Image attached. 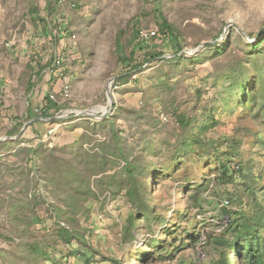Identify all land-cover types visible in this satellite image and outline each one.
I'll return each mask as SVG.
<instances>
[{
  "label": "rangeland",
  "instance_id": "1",
  "mask_svg": "<svg viewBox=\"0 0 264 264\" xmlns=\"http://www.w3.org/2000/svg\"><path fill=\"white\" fill-rule=\"evenodd\" d=\"M58 2L0 0V264L217 259L213 238L254 197L264 205V0ZM157 5L179 40L159 31ZM60 76L71 97L39 119ZM126 159L149 215L125 195ZM62 226L80 240L64 243Z\"/></svg>",
  "mask_w": 264,
  "mask_h": 264
},
{
  "label": "trees",
  "instance_id": "2",
  "mask_svg": "<svg viewBox=\"0 0 264 264\" xmlns=\"http://www.w3.org/2000/svg\"><path fill=\"white\" fill-rule=\"evenodd\" d=\"M153 1L157 4L160 2V0ZM153 16L154 21L159 28V31H161L163 35H167L170 38L179 40L177 30L165 18L159 5L154 8ZM39 23L42 24V30L49 34L50 31L48 28V24L45 23L43 19H38L36 22H34V26L36 27ZM262 42L263 41L255 45L253 50H257ZM205 47L209 48L211 47V45H206ZM181 49V46H179L177 48V52L181 51ZM219 50L220 49H218V51ZM161 55V53L148 54L147 58L144 59V61L148 63L159 58ZM132 58L133 55H131L127 59V61L129 62ZM144 61L142 63L134 65L132 68H140L143 65ZM46 65H41V63L38 61L36 63V66L38 67L36 71L34 70L35 74H40V72H42V69ZM129 75L130 72L124 73L119 76L118 79H126L129 77ZM32 88L33 85L29 84L27 90L31 91ZM43 100L44 111L41 113L39 119H52L53 115L49 114V112L51 110L57 109V105L49 100L48 95L45 96ZM30 119L33 118L31 117ZM178 121L179 124H181L183 127L187 126L188 120L184 119V117H180ZM19 130L20 127H16L14 129L13 135H16ZM120 152V155L123 156L122 150ZM125 166H127L126 174L128 179V185L125 195L128 201L138 211V213H140L141 215H149L151 213L150 209L145 203V200L139 190L142 186V183L136 176L137 166L133 165L132 162H130L128 159L125 160ZM222 169L225 170L226 167L222 166ZM130 224V227L127 228L128 230L129 228L131 229L133 227V222H130ZM58 234L66 244H70L73 240H80L79 234L67 226H62L60 228V231H58ZM212 243L218 252V257L217 259H212L208 264H230L229 255L231 253L235 254L237 264H242L244 260L249 261L252 264H264V205H262L260 201H258L254 197L250 202L249 212L242 213L236 216L233 220H230L226 228L219 235L213 238ZM38 250L39 247L37 245H34V251L36 252ZM111 262L113 264H116L115 260H112ZM84 264H90L89 259H86L84 261Z\"/></svg>",
  "mask_w": 264,
  "mask_h": 264
},
{
  "label": "built area",
  "instance_id": "3",
  "mask_svg": "<svg viewBox=\"0 0 264 264\" xmlns=\"http://www.w3.org/2000/svg\"><path fill=\"white\" fill-rule=\"evenodd\" d=\"M58 3H59V6L62 7L64 5V0H59ZM74 6H75V4L72 5V7H74ZM47 24H48V28H49V31H50V34L52 35V37L53 36L56 37L55 33L53 32V28L50 27L49 23H47ZM60 28H61V25H60L59 29ZM154 35H155V32L141 33L142 39H146L149 37L152 38ZM62 63H63L62 55L60 53L55 52L52 55V60H51V63L48 67L50 72L55 73V71L61 67ZM58 84H59L58 94L57 95H53V94L48 95L49 100L53 103H59V100H61L62 102H65V101L69 100L71 97V90H70L68 78L60 76L59 80H58ZM58 96L60 99H58ZM53 132H54V130L51 129L47 132V134L51 135V134H53ZM227 203H228L227 201L224 202V204H227Z\"/></svg>",
  "mask_w": 264,
  "mask_h": 264
},
{
  "label": "water",
  "instance_id": "4",
  "mask_svg": "<svg viewBox=\"0 0 264 264\" xmlns=\"http://www.w3.org/2000/svg\"><path fill=\"white\" fill-rule=\"evenodd\" d=\"M205 46V43H203V44H201L196 50H194V51H191L192 53H198L199 52V50L201 49V48H203ZM107 98H108V103L110 102V109H112V96L110 95V93H109V91L107 92ZM78 115H86V116H90V117H93V118H96V119H100V117H103V116H98V115H95V114H89L88 112H81V113H79ZM61 118H63V117H61ZM56 119H58V118H52V119H50V120H56ZM30 122H32V121H30ZM29 122V123H30ZM26 128V124L24 125V127L22 128V130L20 131V133L16 136V138L17 137H19L20 135H21V133H22V131L24 130ZM3 139H0V142L2 141Z\"/></svg>",
  "mask_w": 264,
  "mask_h": 264
},
{
  "label": "bare ground",
  "instance_id": "5",
  "mask_svg": "<svg viewBox=\"0 0 264 264\" xmlns=\"http://www.w3.org/2000/svg\"><path fill=\"white\" fill-rule=\"evenodd\" d=\"M98 110V109H97ZM97 110H94L93 112H95V111H97ZM103 110H104V112H106V109L103 107Z\"/></svg>",
  "mask_w": 264,
  "mask_h": 264
}]
</instances>
